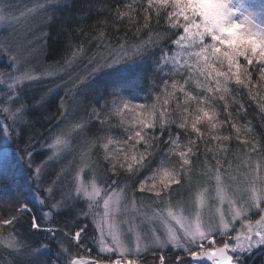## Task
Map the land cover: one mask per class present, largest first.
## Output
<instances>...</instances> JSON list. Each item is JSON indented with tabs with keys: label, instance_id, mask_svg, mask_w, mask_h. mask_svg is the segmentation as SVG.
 <instances>
[{
	"label": "snow or ice",
	"instance_id": "6c2138e0",
	"mask_svg": "<svg viewBox=\"0 0 264 264\" xmlns=\"http://www.w3.org/2000/svg\"><path fill=\"white\" fill-rule=\"evenodd\" d=\"M59 4H66V0H34L32 7L21 10L17 16L12 0H0V22L20 23L21 18L27 21L33 13L39 15L41 12L45 19L51 20V9ZM93 7L98 12L108 13L95 25L98 34L86 35L88 30L79 28L85 39L77 44L76 51L71 52V58L64 63L45 65L38 70V75L34 74L37 71L34 66L29 64L34 48L0 39V57L7 58V62L0 67L8 71V78L12 81L6 91L0 90V118L4 120L0 124V135L23 140L19 158L28 173L25 180L18 171H14L9 189L22 191L25 182L34 187V205L17 199L7 210L8 214L0 216V226L12 227V233L5 240H0V244L8 245L0 256L7 253L11 257L4 264H149L142 255L147 252L152 253L151 264H205V261L211 264H249L250 257L257 251L264 252V179H259V189L251 188L246 198L229 200L227 212L217 207L218 221L210 216L205 223L202 217L205 201L213 199V190L215 199L224 201L221 170L227 174L224 165L228 164L226 156L231 152L229 147L217 145L209 148L207 144L221 139L215 131L225 125L235 130V138L240 141L242 129L235 123V117L240 112L246 115L247 110L243 100L237 101L232 92L238 88L243 96L246 90L248 97L255 100L253 89L264 84V19L257 22L256 13L245 8L240 0H137L136 3L119 0L115 4H110L108 0H95ZM133 10L137 16L145 13L140 27L147 30L148 39L141 38L136 43L127 40L120 43L117 40L115 45L109 41L103 44L107 55L100 54L101 43L106 39L102 25L114 26L118 31L127 19L132 27H136L139 21L130 14ZM153 20L157 26L163 22L165 27L162 31L153 29ZM140 27H136L137 32ZM93 41L96 42L97 52L88 55L90 48L85 45ZM168 42L176 47L175 52ZM153 49H159L153 72L170 69L165 73L167 79H161V83L165 88L162 104L170 107L171 111L157 112L155 104L146 108L131 106L122 100L123 108L130 110L135 125L124 130L126 139L122 141V160L108 136L111 128L105 127L102 119L105 112L111 115L107 104L100 112L93 108L91 115L101 124L95 141L102 145L103 156L101 158L97 154V161L91 167L101 168L102 175L94 173L90 187L86 186L80 178L83 169L75 164L66 167L63 160L57 165L59 157L52 149L59 144L69 147L68 138L73 132L89 142L87 113L85 117L69 120L70 113L66 112L63 119L44 128L43 132L35 128L36 121L31 117L46 110L47 98L56 89L62 87L67 93L73 89L78 91L94 74L122 62L142 58ZM83 56H87L86 67L73 78L67 73V68L77 57ZM61 72L69 75L68 82L61 84L53 80L47 92L31 91L33 85L42 84L43 78L60 77ZM177 76L183 84L175 79ZM168 80H171L172 92L167 91ZM21 81L29 83L25 87H14ZM218 103L223 104V120L219 119L220 113L215 108ZM230 104L237 106L235 113ZM60 107L66 108L67 105L61 101ZM137 107L141 108L140 112L136 111ZM260 109L264 113V105ZM115 110L119 115L120 109ZM52 117L47 116L48 120ZM121 127H124L123 123ZM205 128L210 137L207 140L202 130ZM101 130L103 136L100 135ZM244 131L251 136V141H241L242 148L264 155V132L257 133L251 122ZM232 138L231 135L222 137L223 140ZM202 142L205 144L203 155H210L215 161L208 172L215 178L214 189L198 188L193 182ZM110 145H113L112 150H109ZM3 165L11 170L14 158L0 151V166ZM228 167L231 168V165ZM122 170L127 174L125 180H113L112 177H118ZM133 179L136 183L131 189L120 188L121 183L127 184ZM98 184H103L104 188L98 187ZM185 188L188 196L183 200H174ZM113 189L124 193L123 199ZM129 191L145 194L141 200V203L147 201L144 207L155 205L160 209L151 215L142 213L138 229L131 227L130 220L123 219L129 206L135 213L141 212V209L135 208V198L127 195ZM81 198H84L86 207L79 206ZM35 205H39V215L33 211ZM24 215L29 217V229L48 235L47 241L22 235L14 227L23 223ZM67 215L72 217L70 223L53 226L58 217ZM80 217H91L94 232L98 233L92 239L98 245V252L103 254L87 261L82 257L73 259V255L79 256L73 248L83 246L87 251L83 237L88 232V226L80 225ZM125 223L129 227L123 228ZM73 228L76 230L73 231ZM53 241L57 248L55 259L48 255ZM10 248L13 250L9 251ZM173 249L176 251L169 257L168 253H172ZM88 255L91 256V253L88 252Z\"/></svg>",
	"mask_w": 264,
	"mask_h": 264
},
{
	"label": "trees",
	"instance_id": "16d2710c",
	"mask_svg": "<svg viewBox=\"0 0 264 264\" xmlns=\"http://www.w3.org/2000/svg\"><path fill=\"white\" fill-rule=\"evenodd\" d=\"M108 2L110 4H115L118 3L119 0H108ZM128 2L136 3L137 0H128ZM94 3L95 0H66V4L60 6L57 14L54 16L53 20H51L50 24L48 25L46 44L44 47L45 60L47 62H61L62 60L71 57V52L77 50V44L82 43L85 39V37L82 36V33H80V31L78 30L79 28H84L88 30L86 32V35L98 34L95 25L97 24L98 20H104L107 17L108 13L106 11L102 13L98 12L93 7ZM130 14L134 17V20L139 21V24H137L136 27H140L144 23V12H141L137 16L135 10H133ZM151 23L153 29L156 31H162V29L165 27L163 22L159 26L156 25L155 20H153ZM102 27H104L106 36V39L102 41L101 47L99 49V52L102 55H107L103 44H107L109 41L113 45H115L117 40H119L120 43H123L125 40L131 43H136L140 41L141 38H143L144 40L148 39V36L146 35V29L140 27V31L137 32L136 27H132L127 19L120 26L118 31L114 26L111 25H102ZM153 35H155V33H153ZM69 45H71V51H69ZM85 46H89L90 48V52L88 53V55H92L93 53L97 52L95 41ZM168 46L172 47L173 52L177 50L175 46L171 45V42H168ZM158 56L159 49H153L150 52L145 53L142 58H136L134 61L122 62L118 64L119 67L123 68L124 72H120V74H117L116 76L113 75L111 79L106 78L104 86H101L102 91L98 92V98L100 100L94 103L95 105L92 106V109L95 108L98 112H100V110L104 108V106L107 104L111 115H109L108 112H105L103 114L102 119L104 122V126L111 128V132L108 134L112 136V139L114 138L115 142L117 140L121 141V143H116V146L118 147L115 149V151L120 152L122 160L124 157V151H122V141L126 139V137L123 135L124 130L128 126H135L133 124L132 114L130 113V110H126L123 108L122 100L129 102L131 106H144L146 108H151V106L155 104L157 112L161 110H167L169 112L171 111L170 107L164 106L162 104L164 99L163 94L165 93V88L164 84L161 83V79H167V77H165V73L169 72L170 69L165 68L164 72L160 73L153 72L154 61ZM78 58L84 59L87 58V56L77 57V59ZM189 62L192 63L193 61ZM161 64H163V61H161ZM109 69L110 68L103 69L102 72ZM175 79L179 82V84H183V80L179 76L175 77ZM168 85L169 87L167 91L172 92L173 89L171 88V80H168ZM253 92L256 93L255 100H252L248 97L246 90L243 92V96L241 95V90L238 88L234 89L232 92V95L237 101H240L241 99L243 100L245 109L247 110L246 115L244 112H240L239 115L235 117V123L238 127H241L242 129L240 133V141H242L243 139H248L249 141H251V136H248L244 131V128L248 126V122H251V126L256 129L257 133L264 132V127H261V125L264 124V121H262V116H264V113H262L260 109V106L264 105V84H262L259 88H254ZM157 97H160L159 101L157 100ZM59 106L60 100H58L56 96H51L50 98H48L46 110L40 111L38 114L34 113L31 117L33 120L36 121L35 128H37L40 132H43L44 128L48 126L51 127V125H55L58 117L57 107ZM229 107L235 113L237 106L235 104H230ZM116 108L120 109L119 115L116 113ZM215 108L216 111L220 113L219 119L223 120L225 117L223 104L218 103ZM92 109L88 117L89 122L91 123L90 132H96L98 129L101 128V124L98 123L96 121V118L91 115ZM136 111L140 112L141 108L137 107ZM46 115L53 117L52 119L48 120ZM122 123L124 127H121ZM173 129L175 130V126H173ZM202 130L205 134L204 138L206 140L210 139L208 130L206 128ZM215 135L221 137V139L211 140V142L207 144V147L215 148L217 145L220 146L221 144L227 145L229 143L234 145V142L240 143V141L235 138V130L230 129L228 125H225L218 131H215ZM229 135L233 137L231 140L227 141L222 139V137ZM1 136L2 135H0V142ZM165 139H167V137H165ZM257 139H259V135H257ZM12 147L14 149L19 150V152L21 153L23 148V140L19 139L18 145L13 144ZM204 148L205 144L202 142L200 144L201 155L199 157V164L200 162H203L202 155ZM179 150L180 149H178L177 151ZM97 153L102 158L103 154L101 153V151L98 150ZM14 171H17L16 165L11 170H9L8 167L4 169L5 175L2 179L3 182L0 183V216L7 215V210L11 208L12 204L17 199H24L25 202L28 203L30 206L34 205V202L32 201V198L28 195L25 186L23 187L22 191H11L9 189V182L12 179V173ZM143 174L144 173L141 174V177L143 176ZM109 175H111V173H109ZM126 175L127 174L122 170L121 174L118 177L113 176L112 179H119L120 181H124ZM128 183L129 184L127 188L131 189L132 186L136 183V180L133 179L131 181H128ZM16 187L19 188V185H17ZM138 194L140 193L138 192ZM33 211H35L36 214L39 215L36 206H34ZM71 218V215H69V217L67 218L63 217L61 218V220L57 218L55 225L57 227H60L63 226L65 223H70ZM22 221L23 223L14 225V227L22 235L30 236L33 239H43L45 241L49 239V236L44 234L43 232L29 229V217L27 215L22 216ZM79 222L81 226H88V232L83 237L86 243L87 251H85V247L83 246L79 249L74 248L73 250L74 253L79 252V257H82L88 255V249H94L93 242H88V239L92 240V237L96 234V232H94V227L92 225L90 217L87 219L80 217ZM75 230L76 229L73 228V231ZM11 233L12 227L0 226V237H4ZM54 245L55 241H53V246L50 248V250L53 251L51 256L55 259L57 248ZM2 250L3 248L0 246V252ZM173 253H175V251H173L172 253H168V256L171 257ZM142 255L149 262V264H151L152 253L147 252L143 253ZM75 257L77 256L73 255V259ZM0 259H4V255L0 256ZM262 262H264V252L262 251L259 255H256L254 256V258L249 259V264H262Z\"/></svg>",
	"mask_w": 264,
	"mask_h": 264
},
{
	"label": "rangeland",
	"instance_id": "374dc122",
	"mask_svg": "<svg viewBox=\"0 0 264 264\" xmlns=\"http://www.w3.org/2000/svg\"><path fill=\"white\" fill-rule=\"evenodd\" d=\"M245 6V8H248L249 10L256 13L257 22H260L261 19H264V0H240ZM13 5L15 6V14L17 16L20 15L21 10H27V8H30L34 4V0H12ZM63 4H59L57 6H54L53 9H51L53 13V18L57 14L60 6ZM239 15V13H237ZM53 20V19H51ZM51 20L45 19V15L43 12H41L39 15L36 13H33L32 18H29L27 21H25L23 18H21L20 23L12 22V23H4L0 22V39H8L12 42H19L21 44H24L27 47L34 48L35 51L33 55L29 58V64L31 66H34V68L37 70L34 72V74L38 75V70L44 67L45 65H52L55 63H49L45 60V44H46V38H47V30L48 25L50 24ZM30 26V27H29ZM71 57H68L67 59H70ZM66 59L62 60L60 63H64ZM7 62L6 57H0V65ZM87 64V58L84 59H75L71 67L67 68V73H70L71 76L74 78L76 75L80 74L86 67ZM120 72H124L122 67H119L118 65H114L109 70H105L104 72L100 71L86 83L84 84L78 91L76 89H73L71 93H67L64 88H58L55 91H53L48 98L51 96H56L58 100H60L65 105H67L66 108L63 107H57L59 111V115L57 117L56 123L57 124L61 119H63L64 114L66 112L70 113L69 120H75L79 119L81 117H85V114L87 113V119L89 117L90 111L92 109V106L95 105L97 101L100 99L99 93L102 91L101 86H104V82L106 78L111 79L113 75L120 74ZM62 77V79H61ZM53 80L56 81V83H66L69 81V75L65 72L60 73V77H54V78H43L42 84L39 85H33L31 91L34 93H40V92H47V87L53 83ZM0 90L6 91L7 85L12 83V81L8 78V71L6 69H3L0 67ZM29 82L28 81H21L18 85H14V87H25ZM69 87H71V84L69 83ZM47 98V99H48ZM10 122V120H9ZM4 120L0 118V124H3ZM67 124L68 121H65ZM91 123L88 119V128L91 131L90 128ZM87 133V140L89 142H85V140L82 137H77L75 132L68 138L69 141V147H65L63 144L55 145L52 149V152L56 154L57 157H59V160L56 161L57 165L59 164L60 160H63L66 167H70L71 165L75 164L77 168H82L83 170L80 172V178L85 183L86 186L91 185L93 179L95 178L94 173L96 175H102V169L97 167L93 169L91 166L96 163L97 161V152L98 150L101 151L103 154V148L102 145L95 141V135L97 133L92 132ZM94 133V134H93ZM104 135V133L101 130V134ZM109 138L112 139V136L108 134ZM61 139H64L63 137ZM113 144L115 145V149L118 147L116 146L115 139L113 138ZM244 140V139H243ZM242 140V141H243ZM19 139L17 138H10L8 136H1V142H0V151L7 152L11 157L14 158V167L17 166V171L19 172V175L26 180L27 177V170L23 166V161L20 160V152L17 149H14L12 147L13 144L18 145ZM229 141V140H227ZM241 142V141H240ZM97 144V145H96ZM15 147V146H14ZM220 147H229L231 148V152L227 154L226 159L228 161V164L224 165V168L227 169V174H225L224 170H221V176L223 180V192H224V201L220 202L219 200L215 199V191H212V197L211 200L205 201V208L203 210V222L207 223L210 216L214 217L215 221H218V213H216V208L219 207L223 209L225 212L228 211V201L229 200H241V198H246L248 196V192L251 188L255 187L259 189L261 186L259 184V179H264V155H261L258 151L252 152L251 149L242 148L241 143L234 142L233 144H221ZM113 149V145L109 146V150ZM179 149V148H178ZM177 149V150H178ZM223 155V154H222ZM203 157V164H199L198 162L195 164L194 168V175H193V182L196 187L203 186L204 188L214 189L215 185V178L212 175H209L208 172L213 168L215 165V161L211 159V156H205ZM231 165V168L228 167V165ZM6 165L0 166V180L4 178V169L6 168ZM127 184L121 183L120 188L124 189L128 187ZM25 189L28 192V195L32 198V201L34 202V187L31 185L30 182L24 183ZM98 187L104 188L103 184H98ZM114 192H116V189H113ZM103 195V192L101 193ZM116 195L123 199L124 193L122 192H116ZM128 196H133L135 198L136 204L135 208L141 209L140 213H135L134 209L129 206L127 215L123 217L125 221H131V227L133 229H138L141 225L139 224V218L140 215L144 212H147L149 215H151L152 212H159L160 209H158L155 205H150L149 207H144L145 204H147V201L144 200L143 203H141L142 197L145 194H138L133 192H128ZM188 196V192L185 188V190H182L181 194L174 197V200H183ZM36 209L39 213V205H35ZM79 206L86 207V203L84 198H81ZM211 206V208H209ZM102 207V205H101ZM166 211V210H165ZM67 218V216L58 217L59 220L61 218ZM91 219V217H90ZM46 223L45 221H42V224ZM117 226H119V221L116 222ZM147 223V222H146ZM54 227H57L56 225H53ZM123 228L129 227L127 223H125ZM98 236V233L95 234ZM9 236H2L0 237V240H5ZM16 239H19V237H16ZM88 242H93L94 249H88L89 252L97 255H103L98 252V245L97 243L92 239H88ZM127 241H125V244L127 245ZM0 246L4 249L8 245L6 243L0 244ZM134 246V241H133ZM13 249H9V251H12ZM74 250V248H73ZM173 251H176L173 249ZM3 252V250L1 251ZM261 251H257L255 255H253L251 258H254V256L259 255ZM53 251L50 249L48 250V255H52ZM143 254V253H142ZM4 259H0V264H4L5 260H10L11 257L7 256V253H4ZM81 258V257H80ZM83 259L91 260L93 258H90L88 256H82ZM264 264V262H262Z\"/></svg>",
	"mask_w": 264,
	"mask_h": 264
},
{
	"label": "flooded vegetation",
	"instance_id": "af4514ba",
	"mask_svg": "<svg viewBox=\"0 0 264 264\" xmlns=\"http://www.w3.org/2000/svg\"><path fill=\"white\" fill-rule=\"evenodd\" d=\"M91 255H93V256H89V255H85V256H88V257H90V258H95L96 256L94 255V254H91ZM80 257L79 256H77V257H75L74 259H79ZM93 258V259H94ZM205 264H209V263H205ZM211 264V263H210Z\"/></svg>",
	"mask_w": 264,
	"mask_h": 264
},
{
	"label": "water",
	"instance_id": "95a60500",
	"mask_svg": "<svg viewBox=\"0 0 264 264\" xmlns=\"http://www.w3.org/2000/svg\"><path fill=\"white\" fill-rule=\"evenodd\" d=\"M206 263H211L210 261H205Z\"/></svg>",
	"mask_w": 264,
	"mask_h": 264
}]
</instances>
